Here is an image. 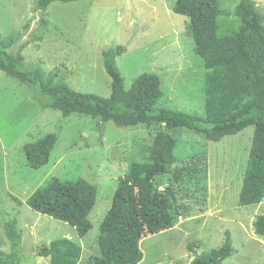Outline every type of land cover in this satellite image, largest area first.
Masks as SVG:
<instances>
[{"label":"rangeland","instance_id":"374dc122","mask_svg":"<svg viewBox=\"0 0 264 264\" xmlns=\"http://www.w3.org/2000/svg\"><path fill=\"white\" fill-rule=\"evenodd\" d=\"M178 0H80L55 2L44 23L36 0H0V34L19 35L27 43L26 62L71 89L111 96L103 52L118 46L126 51L117 64L130 89L143 73L160 77L164 93L160 107L190 115H205L203 60L194 52L188 19L176 14ZM241 0H219L232 13ZM264 14V0H252ZM224 30H235L239 20L222 15ZM158 124L118 127L113 122L73 114L67 118L44 109L33 89L0 71V248L11 252L8 231L13 230L23 255L21 264H50L37 251L60 238L82 247L80 264L100 255V225L112 206L118 181L134 163L149 161ZM255 127L206 141L188 130L176 132L175 163L159 179V191L175 190L181 216L165 228L146 233L139 264H192L193 257L221 247L229 233L235 253L222 264H264V236L254 222L264 216V199L241 207L239 194ZM57 135L47 165L34 169L23 147L45 135ZM197 161L199 163L197 164ZM57 177L85 179L97 186V202L89 220L93 229L80 238L74 227L34 211L26 200Z\"/></svg>","mask_w":264,"mask_h":264},{"label":"trees","instance_id":"16d2710c","mask_svg":"<svg viewBox=\"0 0 264 264\" xmlns=\"http://www.w3.org/2000/svg\"><path fill=\"white\" fill-rule=\"evenodd\" d=\"M80 0H36L35 7L44 23L55 2ZM173 11L188 19L187 30L194 40V52L204 62L205 115H190L160 107L164 93L161 79L143 73L130 87L117 61L126 48L118 46L103 52L106 73L111 79V96L82 93L47 75L38 66L26 62L27 43L19 35L3 39L0 34V71L33 89L44 109L100 118L118 127L158 124L159 130L148 148L149 161L134 163L130 173L121 177L111 208L100 225V255L85 264H139L144 253L140 243L146 233H154L181 216L172 187L159 191V179L170 173L175 163L176 132L188 130L206 141L220 142L255 127L252 146L239 194V205L260 204L264 199V14L252 0H241L232 13L220 9L219 0H178ZM222 15L239 20L235 30H224ZM57 135H45L23 147L28 164L39 169L47 165ZM199 161H197V164ZM97 186L85 179L74 181L53 177L39 187L26 203L37 213L75 228L80 238L93 229L89 220L97 202ZM255 232L264 236V216L254 222ZM11 252L0 248V264H21L23 255L13 230L8 231ZM82 247L69 238H60L41 247L37 256L50 258V264H80ZM235 253L227 233L224 244L195 256L192 264H222Z\"/></svg>","mask_w":264,"mask_h":264},{"label":"water","instance_id":"95a60500","mask_svg":"<svg viewBox=\"0 0 264 264\" xmlns=\"http://www.w3.org/2000/svg\"><path fill=\"white\" fill-rule=\"evenodd\" d=\"M195 257H193L192 261L194 260Z\"/></svg>","mask_w":264,"mask_h":264}]
</instances>
